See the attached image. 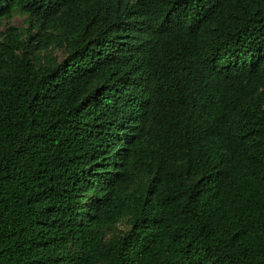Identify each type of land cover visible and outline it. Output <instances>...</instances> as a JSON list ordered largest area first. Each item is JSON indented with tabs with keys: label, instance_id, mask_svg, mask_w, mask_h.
Masks as SVG:
<instances>
[{
	"label": "trees",
	"instance_id": "16d2710c",
	"mask_svg": "<svg viewBox=\"0 0 264 264\" xmlns=\"http://www.w3.org/2000/svg\"><path fill=\"white\" fill-rule=\"evenodd\" d=\"M16 14L0 264H264V0H0Z\"/></svg>",
	"mask_w": 264,
	"mask_h": 264
},
{
	"label": "rangeland",
	"instance_id": "374dc122",
	"mask_svg": "<svg viewBox=\"0 0 264 264\" xmlns=\"http://www.w3.org/2000/svg\"><path fill=\"white\" fill-rule=\"evenodd\" d=\"M28 22H27V16L26 15H21V14H16L14 16V18L12 19H5L0 27V31H5L7 28L9 27H16L20 30H24L26 28H28ZM55 55L58 56V58H63V54H62V51H56L55 52ZM129 227V224L126 222V220H123L122 222H120L118 225H117V229L116 230H110V231H107L106 234H107V239L111 237L112 233L116 232L115 234L117 233H120V232H125L127 231L126 229H128Z\"/></svg>",
	"mask_w": 264,
	"mask_h": 264
}]
</instances>
